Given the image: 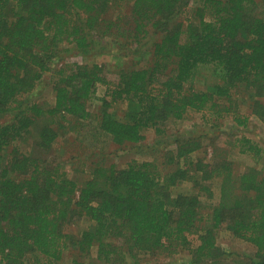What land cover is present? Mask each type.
<instances>
[{"label": "trees", "instance_id": "1", "mask_svg": "<svg viewBox=\"0 0 264 264\" xmlns=\"http://www.w3.org/2000/svg\"><path fill=\"white\" fill-rule=\"evenodd\" d=\"M114 1L0 0V264H89L94 247L105 264L127 257L139 264L142 253L181 248L192 264H223L219 230L253 245V264H264V165L241 171L227 157L191 159L202 143L181 135L166 154V166L175 165L167 172L155 162L99 165L80 185L60 165L16 145L37 128L36 146L50 150L68 121H94L95 136L125 145L192 112L231 116L245 128L254 116L264 120V0H132L129 12L111 18ZM192 2L191 17L181 20ZM153 32L159 37L151 49L117 77L98 63L76 64L57 70L51 105L29 98L66 43L87 54L96 37L139 47ZM201 66L214 67L216 83L187 87ZM99 85L106 92L96 114L88 103ZM247 93L248 113L235 97ZM237 143L256 162L264 158L248 137ZM217 181L219 202L205 216L202 195L212 198ZM73 220L87 222L77 235L66 230Z\"/></svg>", "mask_w": 264, "mask_h": 264}, {"label": "rangeland", "instance_id": "2", "mask_svg": "<svg viewBox=\"0 0 264 264\" xmlns=\"http://www.w3.org/2000/svg\"><path fill=\"white\" fill-rule=\"evenodd\" d=\"M132 0H115L110 11V17L116 18L121 11L123 15L129 12ZM194 2L189 5L180 15L181 20L185 21L192 15ZM121 7H123L121 9ZM121 9V10H120ZM123 10V11H122ZM120 16V15H119ZM159 37L154 32L151 33L143 44L129 45L124 41V46L119 47L118 44H111L110 39H102L96 37L95 44L89 48V52L84 54L79 52L73 44H65L64 51L59 61L52 66L51 72L47 73L44 80L38 86L36 91L29 96L31 100H35L41 104L51 105L54 102L53 81L56 78V72L60 68L71 69L76 64L93 65L98 63L104 67L105 75L113 79L117 77V71L122 68H129L132 63L142 60L146 51L150 50L156 39ZM121 41V40H120ZM127 44V45H126ZM147 64V60L143 61ZM217 78L214 75L213 66H201L193 81L187 84V87L193 85L195 89L207 90L215 84ZM242 91V90H239ZM106 92L104 85H99L97 93L93 100L88 103V108L93 113H99L102 109V100ZM248 98L247 94H237L236 100L242 103L245 112H249V106L243 97ZM11 116L5 118L4 121L10 120ZM40 120V125L43 123ZM68 127L59 128V124L54 127L59 128L60 135L50 150H42L36 146L35 134L37 128L33 129V134L29 135L28 140L17 142L16 145L24 152H28L41 159H46L51 164H58L67 177L73 178L80 183L86 182L90 178V171L96 166L116 165L117 168H126L131 162H155L162 172H167L175 165L166 166V154L176 149L175 140L181 136H191L198 138L202 143V148L191 156V159H200L205 163H213L215 158L220 156L233 160L234 165L241 171L257 166L262 168L264 158L258 162L251 155L242 154L240 152V143L237 140L242 137H248L257 143L264 156V120L254 116L251 118L248 127H238L231 116L217 117L209 111L192 112L185 119L171 121L165 124L163 133L158 134L155 129H149L145 132L146 139L138 144L118 145L109 135H94V121L87 126L77 124L76 121L66 122ZM96 133V132H95ZM184 163V162H183ZM189 184L180 187V190H188ZM214 195L209 198L205 194L202 195L204 203V214L208 216L211 206L216 205L220 198V188L218 181L213 183ZM87 226L86 221H71L66 230L72 234H78ZM193 245L199 244L198 235H190ZM218 245H220L228 255L223 258V264H253V257L256 248L240 239L235 238L231 233L225 230L218 231ZM72 257L65 259L68 262ZM139 264H192L191 253L181 248L174 255L162 253H142L139 257ZM89 264H105L97 260V248L94 247L91 255L86 259ZM125 264H133V260L127 257Z\"/></svg>", "mask_w": 264, "mask_h": 264}]
</instances>
